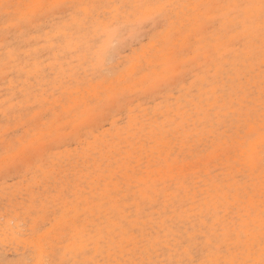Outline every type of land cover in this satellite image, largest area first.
<instances>
[{"label":"rangeland","instance_id":"374dc122","mask_svg":"<svg viewBox=\"0 0 264 264\" xmlns=\"http://www.w3.org/2000/svg\"><path fill=\"white\" fill-rule=\"evenodd\" d=\"M40 2L147 0H0ZM213 11L223 18L118 37L120 67L99 76L87 59L98 21L6 24L0 7V264L25 258L4 236L17 214L53 237L74 233L57 258L199 264L247 259L254 243L258 259L264 40L258 21L236 27L227 9Z\"/></svg>","mask_w":264,"mask_h":264},{"label":"snow or ice","instance_id":"6c2138e0","mask_svg":"<svg viewBox=\"0 0 264 264\" xmlns=\"http://www.w3.org/2000/svg\"><path fill=\"white\" fill-rule=\"evenodd\" d=\"M0 7L7 10L4 21L9 23L35 24L42 20L45 15L56 16L63 15L71 17L74 22L86 23L89 20L98 21L103 26L104 31L100 33L98 39L89 44L90 55L88 62L98 71L99 76L105 75V68L112 65L111 71L115 73L120 65L115 63L119 41L118 37L126 33L136 34L142 30H159L160 34L171 33L178 19L184 18L189 26L206 17L210 22H215L223 17L214 14L213 10L227 9V16L236 21V27L241 24L260 25L261 38L264 40V0H245V2L229 4H182L174 3L171 0H147V2L135 3H114V4H96V3H28V4H6L0 3ZM99 10H103L101 14ZM18 18V19H17ZM123 21V22H122ZM105 38H107L105 40ZM156 47V45H153ZM122 50V49H121ZM264 50V44H262ZM168 50H161L162 56H171ZM262 107H261V160L260 167L262 178H264V88H262ZM9 148L8 151H13ZM18 150V149H15ZM30 162V156L24 153V158L18 164L27 165ZM18 166V165H15ZM249 215H252L251 211ZM19 214L16 218L6 220L3 225L4 236H9L12 242L22 241L25 247V258L18 261V264H98L95 260H74L57 258L58 256H67V249L63 247L64 241L71 240L72 235L67 230H61L57 237H53L51 230H46L47 226L38 221H29L27 218L17 223ZM250 228L253 224L250 222ZM11 230V231H9ZM76 231L87 233L77 226ZM260 248L259 257L255 258V244L247 246L244 251L247 259H232L230 261H201L199 264H264V179L261 186V212H260ZM61 244L60 248L55 246L56 242ZM95 244L97 248L103 243V237L97 236L89 239V245ZM208 245L213 244L211 238L207 241ZM81 251L87 254L91 251L90 247L81 248ZM103 264H149L139 260L108 261ZM177 264H198L196 260L188 262L180 261Z\"/></svg>","mask_w":264,"mask_h":264}]
</instances>
